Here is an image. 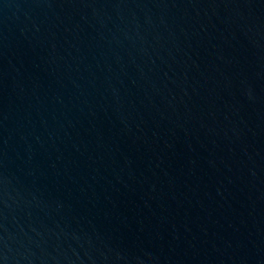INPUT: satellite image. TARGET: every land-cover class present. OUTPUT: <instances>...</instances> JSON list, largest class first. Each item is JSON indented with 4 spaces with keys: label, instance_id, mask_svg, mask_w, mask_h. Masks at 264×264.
<instances>
[{
    "label": "water",
    "instance_id": "1",
    "mask_svg": "<svg viewBox=\"0 0 264 264\" xmlns=\"http://www.w3.org/2000/svg\"><path fill=\"white\" fill-rule=\"evenodd\" d=\"M135 0H0V264H21Z\"/></svg>",
    "mask_w": 264,
    "mask_h": 264
}]
</instances>
